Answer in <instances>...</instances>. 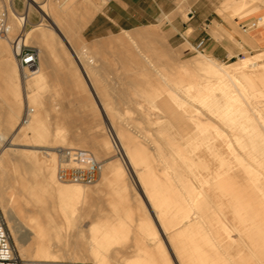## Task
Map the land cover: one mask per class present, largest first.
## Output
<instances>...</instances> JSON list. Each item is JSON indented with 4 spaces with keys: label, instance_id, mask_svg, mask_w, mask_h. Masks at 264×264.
Here are the masks:
<instances>
[{
    "label": "bare ground",
    "instance_id": "bare-ground-1",
    "mask_svg": "<svg viewBox=\"0 0 264 264\" xmlns=\"http://www.w3.org/2000/svg\"><path fill=\"white\" fill-rule=\"evenodd\" d=\"M5 1L11 7L10 35L0 37V143L12 138L23 147L0 152V201L21 257L91 264H264L263 52L226 63L201 50L183 61L152 27L88 44L83 31L104 0H26L23 12L15 0ZM33 7L51 26L26 28ZM15 36L21 45L40 46L39 65L22 69L25 85L12 51ZM239 40L257 45L249 33ZM53 52L81 66V76L69 72L66 83L80 89L77 97L86 84L93 88L121 145L96 141V131L68 135L47 126L49 96L41 93ZM110 57L131 63L142 77H109ZM101 69L102 77H96ZM121 83L132 87L115 86ZM26 99L37 109L20 126ZM122 102L141 105L137 123L117 107ZM46 145H86L97 150L90 151L97 159L121 146L127 161L103 163L102 178L92 187L67 183L58 178L56 152L37 149ZM29 213L38 214L34 223Z\"/></svg>",
    "mask_w": 264,
    "mask_h": 264
},
{
    "label": "rangeland",
    "instance_id": "rangeland-1",
    "mask_svg": "<svg viewBox=\"0 0 264 264\" xmlns=\"http://www.w3.org/2000/svg\"><path fill=\"white\" fill-rule=\"evenodd\" d=\"M39 1H47V0H39ZM58 1H60L61 4H64L66 3L67 0H58ZM104 1H105L104 5L101 7L100 10L97 11L92 21L83 31L82 38L88 44L89 43L95 44V42L97 43V41L100 42L102 40L110 39V37L112 38L114 36L124 34L125 33L124 30H128V31L130 30V32H133L141 28L152 27L157 31L158 30L161 31L158 33L163 32L161 36L164 35L162 37H164L165 42L167 41L166 42L167 44L166 43L165 44L167 49L169 48L168 51L172 52L174 56L176 55L175 56L176 58H179L183 61L184 59L185 60L191 59L195 55L199 54L201 50H204L206 53L211 54L217 60L226 63L237 62L241 58L245 57L246 55H250L251 53L260 54L263 52L262 54H260L261 57L259 61L260 62L264 61V46L259 47L258 45H256V46H252V49H248L243 46L244 43L242 41L238 40L239 38H241L242 34H248V32L252 30V29H247V31H245L246 28H244L243 26L249 24V22H251L256 17H253L247 21L242 22L239 26L236 27L231 26L229 28L224 27L217 20H213L212 24L208 20L204 25L206 28L205 30L203 29V25L198 26L199 22L196 21V19H198L197 16L201 14H203V16L205 17H209V19L211 20L210 13H211V8L213 6L216 9V12L220 14L225 21L231 23L233 21L232 18L234 16L236 17V15L242 18L241 16L242 13L246 14V12L250 11L252 8L255 9V7L257 9L255 10L252 9L253 11L258 10L260 7H264V0H156V4L155 3L153 4L152 2H150V0H133L135 1L134 7H136L139 10L140 14L141 13L146 14V17L141 19L140 24H138L137 26H129L126 23H124L125 26L123 28L117 26V27H112V30H107V27H105L106 29L103 30L101 29L98 32V34H94L92 30H89V27L93 22V20L95 19V17L104 10V8L107 6L110 0H104ZM15 5L19 11L23 12L26 7V0H15ZM191 10H194L196 12L195 13L196 17L193 19H190V15H189ZM263 14L264 13H260L257 14L256 16H261ZM41 22H44L50 26L52 23L50 20L43 19V11L33 7L31 14V23H28L26 28L27 29L33 28L35 24H39ZM107 24L108 26H111L113 22L108 21ZM52 36L53 37L51 38V41L52 42L56 41L55 39H57V37L55 35ZM158 39L156 40V45H159L160 47L163 43L161 40ZM213 40H215V43L213 42ZM6 43L8 44L7 41ZM27 45L36 46L40 49V46L36 43H29ZM52 48L55 49L56 47L52 46ZM226 52L228 53V55H225ZM57 55H59L57 52H53L51 54L52 58L50 57V61L52 63L49 62L50 64L48 67L50 68V71H48L47 69L49 75L47 79H45V82H43L44 87H43V92L41 93L42 97H44L45 95L49 96L48 97L49 100L47 104V107L49 109L46 120L47 126L50 127L51 129L56 128L61 131H65L64 133H67L68 135H70L71 133L81 134V135L94 134L96 131L98 134L96 141L102 142L104 144L106 141H109L110 144L118 143L119 145H121L120 141L117 138V134L115 130L109 125V122L105 117V112L103 110V107L101 106V101H100L101 99L97 95H95V93L93 92V88L91 89V86L89 84H86V86L84 87L85 89L84 88L81 89L82 90L81 92L83 94L81 95V97L78 96L79 97L78 98L75 95V93L80 89L79 88L74 89V87L71 84L66 83L65 78L71 74L73 76L76 75L77 77L81 76L80 75L81 66L77 63L72 65L70 61L71 60L70 56L68 55L61 57L62 59H64L63 61H61L62 59L60 58V56L58 57ZM3 59L4 57L0 56V62ZM101 59H102V53L99 54V60ZM108 60H110V63L113 64V65L112 64L108 65L107 67L110 71H112V73L109 74V77L115 78L118 81L119 79L120 80L122 79L121 81H125L131 78L136 79L142 77L141 75L135 72L136 69L131 63L130 64L125 63V65L124 63L119 64L116 63V61H114L113 57H110ZM172 62H174V60H172ZM98 63H100V61ZM112 66L114 67L112 68ZM78 67L79 70L77 69ZM51 68H54V70ZM69 69H71L72 71ZM74 69L77 71H75ZM22 71L23 70L21 68L20 74L22 81H24L23 83L25 85V78ZM127 71L130 72L133 71V72L130 73L128 76L126 74L122 76L120 75L123 74V72L125 73ZM69 72L71 74H69ZM114 72L118 75H116ZM99 76L100 78L102 77V69L98 72V76L96 75V77ZM0 80H1V75H0ZM115 86L123 87V88H127V86L132 87L130 84H126V83H121L120 85L116 84ZM26 94L27 91L25 90L24 96ZM136 98H138V95L136 96ZM138 100L141 102V103L139 102L140 104L143 103L142 98H138ZM121 104L122 105L118 104L119 106L117 107H120L121 111L126 112L129 115L128 116L126 113H124L128 117V119L130 118V120H132L131 118H133L134 120L137 118L138 116L137 109L141 107L140 104H139L140 106H138V104H135L134 106L133 103H129V102L126 103L122 102ZM28 106L37 109V106L33 104L29 105L26 99V103L23 106L21 117L18 122V125L20 126L24 123L23 114L28 108ZM126 116L123 115L122 117L127 118ZM134 121L137 123L138 120H134ZM7 140L3 141V143H0V152H2L6 148L17 147V146L23 147L21 145L13 144L12 138ZM51 146L52 145L50 146L46 145L45 147L43 146L44 148L38 147L37 149L39 151L41 149L42 152L44 151L47 152L49 150L55 151V148H52ZM78 146L87 149L97 155L96 149H92L91 147L86 145H78ZM98 159L102 160L104 164H106L107 162L116 161V159L118 162L121 160H124V162L127 161L126 154L122 150L121 146L120 147L118 146V149L113 150L111 154L108 153L103 157L101 153L100 157L98 155ZM131 174L132 175H130L131 177L130 180L135 184V189L138 192V194H140L141 191L138 190L139 186L136 183L135 175L133 173ZM101 178H102V174L100 175L96 183H98L101 180ZM67 183H72V182H67ZM94 184L88 186L92 187L94 186ZM140 196L143 197V193L140 194ZM0 205H1V201H0ZM58 211L56 210V212ZM61 213H63L62 210H60L59 214ZM29 214H28L29 215L28 218L32 220L31 221L32 223H34L36 221V217L38 218V214L36 213H29ZM85 228L87 229V226ZM87 234L88 233L86 231L85 235Z\"/></svg>",
    "mask_w": 264,
    "mask_h": 264
},
{
    "label": "built area",
    "instance_id": "built-area-1",
    "mask_svg": "<svg viewBox=\"0 0 264 264\" xmlns=\"http://www.w3.org/2000/svg\"><path fill=\"white\" fill-rule=\"evenodd\" d=\"M10 5L5 0H0V37L8 38L10 35L9 9ZM192 16V10L189 13ZM264 25V14L255 18L246 29L259 28ZM16 36L11 39L12 48L17 62L22 69H33L40 63V50L36 46L21 45ZM33 107L28 106L23 114V121L26 122ZM58 156L57 174L62 182H78L91 185L98 181L103 161L98 160L90 151L81 147H58L55 148ZM0 264H91L87 262H66V261H42L27 260L21 257L10 226L6 219L2 206L0 205Z\"/></svg>",
    "mask_w": 264,
    "mask_h": 264
},
{
    "label": "crops",
    "instance_id": "crops-1",
    "mask_svg": "<svg viewBox=\"0 0 264 264\" xmlns=\"http://www.w3.org/2000/svg\"><path fill=\"white\" fill-rule=\"evenodd\" d=\"M153 4H156V0H150ZM135 1L133 0H110L107 6L104 8V10L99 13L93 22L91 23L89 30H92L94 34H98V32L102 29L112 30V27H121L123 28L126 23L129 26H137L141 23V19L146 17V14H140L139 10L134 7ZM196 12L192 10V16L190 15V19H193L196 17ZM264 13V7H260L258 10L253 12V14H250L245 17L234 16L232 19L233 21L231 23L225 21L223 17L216 12V9L212 6L211 8V20L209 17L203 16V14L197 16L198 19V26L203 25V29L205 30V24L209 20L210 23H213V20L219 21L224 27H236L239 26L242 22L247 21L253 17H255L257 14ZM108 21H112L113 24L111 26H108ZM249 35L253 38L255 43L259 47L264 46V27L263 28H254L250 32H248ZM240 39V38H239ZM238 39V40H239ZM241 41V40H240ZM215 43V40H213ZM243 44V43H242ZM244 47L248 49H252L248 44H243ZM225 55H228L226 52Z\"/></svg>",
    "mask_w": 264,
    "mask_h": 264
}]
</instances>
